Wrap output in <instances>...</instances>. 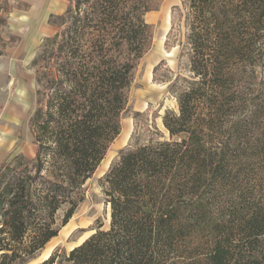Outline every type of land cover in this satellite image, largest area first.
<instances>
[{
    "label": "trees",
    "instance_id": "obj_1",
    "mask_svg": "<svg viewBox=\"0 0 264 264\" xmlns=\"http://www.w3.org/2000/svg\"><path fill=\"white\" fill-rule=\"evenodd\" d=\"M162 1L70 0L51 17L59 30L36 59L53 71L37 78L35 155L0 170V264L35 259L83 203L152 45L145 15ZM181 1L173 42L187 76L168 81V140L121 150L101 178L108 229L98 222L40 264H264V0ZM206 233L200 253L191 236Z\"/></svg>",
    "mask_w": 264,
    "mask_h": 264
},
{
    "label": "rangeland",
    "instance_id": "obj_2",
    "mask_svg": "<svg viewBox=\"0 0 264 264\" xmlns=\"http://www.w3.org/2000/svg\"><path fill=\"white\" fill-rule=\"evenodd\" d=\"M1 1L0 170L6 172L14 167L17 156L34 157L36 144L31 117L37 106L44 105L46 101V92L38 84L37 78L53 71L46 62L36 59L44 52L45 39L59 30L51 17L61 15L70 0ZM175 6L182 8V1L163 0L157 11L145 15L146 22L153 26L152 45L140 60L135 73L128 107L121 121V132L86 182L83 203L67 224L60 227L57 236L27 264L44 260L56 248L69 251L78 246L95 232L98 222L102 224V229H108L110 208L105 204L101 178L112 161L123 149L151 139L168 140L162 117L166 110H176L175 100L167 91L168 81L177 75L187 76L178 63L179 49L177 43L173 42L176 34L183 30V22H178L177 13L175 23H172ZM172 25L174 30L170 34ZM258 78L264 80V71H258ZM63 215V208L56 212V226H60ZM197 242L202 253L209 246V235L206 233L201 238L191 236L190 246ZM180 262L181 259L176 260L177 264Z\"/></svg>",
    "mask_w": 264,
    "mask_h": 264
},
{
    "label": "water",
    "instance_id": "obj_3",
    "mask_svg": "<svg viewBox=\"0 0 264 264\" xmlns=\"http://www.w3.org/2000/svg\"><path fill=\"white\" fill-rule=\"evenodd\" d=\"M109 215H110V214H109ZM94 233H95V232H92L89 236H91V235L94 234ZM89 236H88V237H89ZM88 237H87V238H88ZM87 238H86V239H87ZM86 239H84V240H86ZM84 240H83V241H84ZM83 241H82V242H83ZM82 242H81V243H82ZM81 243H80V244H81ZM80 244H78V245H80ZM50 255H51V253H50V254H49L44 260H42V261H40V262H38V263H36V264H40V263H42L43 261L47 260V259L50 257Z\"/></svg>",
    "mask_w": 264,
    "mask_h": 264
},
{
    "label": "crops",
    "instance_id": "obj_4",
    "mask_svg": "<svg viewBox=\"0 0 264 264\" xmlns=\"http://www.w3.org/2000/svg\"><path fill=\"white\" fill-rule=\"evenodd\" d=\"M36 151V150H35ZM35 155V154H34Z\"/></svg>",
    "mask_w": 264,
    "mask_h": 264
}]
</instances>
